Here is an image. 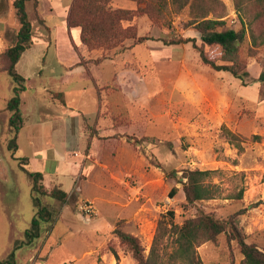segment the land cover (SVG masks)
Listing matches in <instances>:
<instances>
[{
	"label": "rangeland",
	"instance_id": "1",
	"mask_svg": "<svg viewBox=\"0 0 264 264\" xmlns=\"http://www.w3.org/2000/svg\"><path fill=\"white\" fill-rule=\"evenodd\" d=\"M13 1L0 0V261L25 240L35 215L31 180L21 167L35 172L32 155L41 152L48 160L56 153L63 157L69 195L63 207L41 198L56 218L44 225L39 240L16 251V264H137L112 231L118 227L134 236L147 258L167 212L181 225L200 211L220 219L241 211L237 221L246 242L264 252V83L257 81L264 46L252 47L247 33L239 58L249 76L242 83L203 65L191 44L162 43L198 36L184 30L189 12L177 13L170 0H164L163 14L156 10L159 0H112L113 10L136 11L131 25L138 37L151 40L142 45L126 40L103 53L80 44L77 29H66L73 0H37L43 26L29 3L33 45L15 68L25 92L13 152L6 106L14 84L4 58L20 27ZM215 1V14L227 28L239 30L242 21L246 27L250 21L255 35L264 30V15L256 17L259 5L248 2L242 13L236 0ZM223 126L242 140L240 152L228 143ZM184 170L215 171L207 180L217 186L214 199L186 205L179 184ZM41 183L47 190L55 187ZM174 186L178 192L169 198ZM240 191L242 199L236 200ZM86 201L94 204V216L81 211ZM172 250L165 237L157 263L172 264ZM196 252L202 264L242 262L237 244L225 235Z\"/></svg>",
	"mask_w": 264,
	"mask_h": 264
},
{
	"label": "trees",
	"instance_id": "2",
	"mask_svg": "<svg viewBox=\"0 0 264 264\" xmlns=\"http://www.w3.org/2000/svg\"><path fill=\"white\" fill-rule=\"evenodd\" d=\"M111 2L112 0H73L65 18L66 29L68 32L77 29L80 44L90 51L99 50L102 53L121 47L126 40L132 41V45H142L151 40L149 37H138L135 28L131 25L136 11L113 10L109 7ZM159 2L161 4L156 10L163 14L167 4L164 0H159ZM215 2V0L209 2L207 0H170V7L177 13L182 10L189 12V19L183 24L184 30H192L198 36L196 38L163 40L162 43L166 46L191 44L203 65L217 73L230 74L234 79L245 83L249 73L240 61V49L249 32L252 47L264 46V30L259 35H255L251 30L250 21L248 27L242 21L239 30L227 28L222 20L223 16L215 14ZM236 2V9L242 13L248 2L259 5L262 11L260 10L256 17H263L264 0H236ZM29 3L33 5V15L37 17L39 24L44 25V21L37 16L39 7L37 0H14L12 7L20 27L14 36L12 45L4 52L6 72L14 84L13 95L6 106V110L10 113L8 118L9 130L14 135L9 143L13 152L17 151L16 137L23 126L20 105L21 93L25 92V80L16 72L15 68L22 54L33 45L32 20L28 12ZM149 7L154 9L153 6ZM210 13L214 15L212 18H209ZM198 41L200 45H198ZM104 58L98 59L96 63ZM80 65H82L81 61L77 67ZM257 81L264 83V70L258 76ZM221 130L228 143L240 152L242 140L224 126ZM253 139L255 141L260 140L258 136H253ZM19 160L24 161L26 159ZM21 169L31 180L32 202L36 212L29 229L24 233L25 240L17 244L8 258L0 261V264H16V251L23 245H31L39 240L44 225L54 222L55 212L43 205L41 198L56 200L61 204V207L66 205L68 199V195L56 187L47 190L41 183L43 180L42 173L29 172L23 167ZM214 173L216 172L200 170H184L182 172L181 178L184 181L179 182V184H181V192L186 205L193 206L197 202L214 199L218 192L217 186L207 182ZM170 175L173 176V174ZM177 192L178 188L172 187L168 193L169 198H174ZM234 198L241 200L242 191L238 192ZM260 204H264V201H261ZM241 213L238 211L226 219H220L213 213L200 211L194 218L187 219L181 225H177L173 222L174 213L167 212V215L162 217L157 224L152 247L147 258L144 257L143 249L134 236L123 232L118 227L112 231V234L128 247L137 264H158L156 260L158 257L157 249L165 237L171 239L173 243V250L168 255L172 264H202L197 256L196 248L204 243L215 242L222 235L226 236L228 242L234 241L237 244L239 253L242 255L241 264H264V252L254 244L247 243L244 232L238 226L237 217ZM50 232L51 228H48L47 234L49 235Z\"/></svg>",
	"mask_w": 264,
	"mask_h": 264
},
{
	"label": "crops",
	"instance_id": "3",
	"mask_svg": "<svg viewBox=\"0 0 264 264\" xmlns=\"http://www.w3.org/2000/svg\"><path fill=\"white\" fill-rule=\"evenodd\" d=\"M38 155H42L41 159L37 158ZM31 160L36 161L35 163L37 167L35 172L42 173L43 182H46L47 180L48 185H53L69 195V192H66L64 190V188L67 186V179L69 176H67V174L65 173V167L63 166L65 164V161L63 157L59 156V154L56 153L51 156L50 160H48V156L46 155V153L41 152L39 154L34 153ZM29 163H31L30 160ZM47 163L51 164L50 168H46Z\"/></svg>",
	"mask_w": 264,
	"mask_h": 264
},
{
	"label": "built area",
	"instance_id": "4",
	"mask_svg": "<svg viewBox=\"0 0 264 264\" xmlns=\"http://www.w3.org/2000/svg\"><path fill=\"white\" fill-rule=\"evenodd\" d=\"M81 211L87 216L91 217L96 214L95 206L92 202L86 201L80 205Z\"/></svg>",
	"mask_w": 264,
	"mask_h": 264
}]
</instances>
